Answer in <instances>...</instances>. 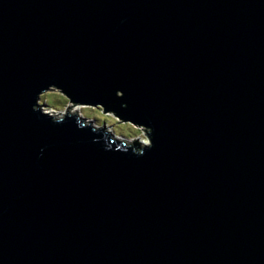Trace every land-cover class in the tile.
Instances as JSON below:
<instances>
[{
	"label": "water",
	"instance_id": "1",
	"mask_svg": "<svg viewBox=\"0 0 264 264\" xmlns=\"http://www.w3.org/2000/svg\"><path fill=\"white\" fill-rule=\"evenodd\" d=\"M0 264H264V0H0Z\"/></svg>",
	"mask_w": 264,
	"mask_h": 264
},
{
	"label": "rangeland",
	"instance_id": "2",
	"mask_svg": "<svg viewBox=\"0 0 264 264\" xmlns=\"http://www.w3.org/2000/svg\"><path fill=\"white\" fill-rule=\"evenodd\" d=\"M65 99V100H64ZM39 104L52 116L63 117L65 114H76L88 121H94L98 127H105L114 136L125 139L127 145L148 143L147 131L116 118L112 113H104L99 107L72 103L57 89L41 95ZM146 132V133H145Z\"/></svg>",
	"mask_w": 264,
	"mask_h": 264
},
{
	"label": "bare ground",
	"instance_id": "3",
	"mask_svg": "<svg viewBox=\"0 0 264 264\" xmlns=\"http://www.w3.org/2000/svg\"><path fill=\"white\" fill-rule=\"evenodd\" d=\"M48 91H50V90H48ZM48 91H47V92H48ZM43 94H44V93H43ZM43 111L46 112L44 109H43ZM49 114H50V113H49ZM52 115H53V114H52ZM55 117L58 118V116H55Z\"/></svg>",
	"mask_w": 264,
	"mask_h": 264
},
{
	"label": "clouds",
	"instance_id": "4",
	"mask_svg": "<svg viewBox=\"0 0 264 264\" xmlns=\"http://www.w3.org/2000/svg\"><path fill=\"white\" fill-rule=\"evenodd\" d=\"M71 115V114H70Z\"/></svg>",
	"mask_w": 264,
	"mask_h": 264
},
{
	"label": "trees",
	"instance_id": "5",
	"mask_svg": "<svg viewBox=\"0 0 264 264\" xmlns=\"http://www.w3.org/2000/svg\"><path fill=\"white\" fill-rule=\"evenodd\" d=\"M65 100V99H64Z\"/></svg>",
	"mask_w": 264,
	"mask_h": 264
}]
</instances>
